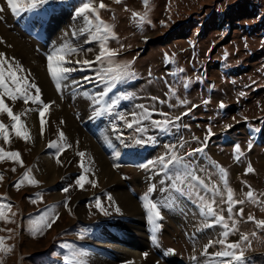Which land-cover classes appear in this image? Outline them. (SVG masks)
I'll return each mask as SVG.
<instances>
[{"label":"rangeland","instance_id":"rangeland-1","mask_svg":"<svg viewBox=\"0 0 264 264\" xmlns=\"http://www.w3.org/2000/svg\"><path fill=\"white\" fill-rule=\"evenodd\" d=\"M84 2L48 0L31 12L14 15L6 0H0L4 7L0 27L8 38L5 47H25V59L6 56L22 65L25 71L19 74L40 88L44 103L48 102L46 95H54L70 116L69 122L61 119L62 123L57 124L50 123L46 113L41 133V105L5 97L14 114L21 115L22 131L26 129L29 138L17 137L11 127L13 122L0 114V121L9 126L10 141L0 136V147L20 154L19 161L0 160V202L11 205L5 210V219L0 220V238L4 247L12 249L0 252L2 264H65V257H71L73 251L86 264H144L147 254L154 256L151 260L156 259L158 264H207L202 255L204 245L217 238L221 229L205 227L198 208L181 198L175 208L161 209L163 219L158 221L160 228L154 242L152 223L141 198L148 193L164 204L173 196L170 191H160L168 187L171 171L165 175L166 170L159 164L151 166L152 162L173 151L186 156L202 146L209 129L212 135L205 150L186 159L192 161V167L207 170L198 174L206 183L219 185L221 191L223 181L213 165L222 166L235 198L245 199L234 209L244 210L243 219L236 217L240 220L239 231L256 235H250V245H241L243 260H233L232 264H264V229L247 220L248 216L264 220V205L248 202L244 195L249 190L246 185L256 194H264V0H149L147 8L142 0H102L107 6L104 9L99 8L101 0H93L100 17L112 26L118 38L109 40L108 47L118 51V61L130 62L135 73L109 94L107 99L117 103L110 113L101 116L96 115L99 106L93 105L94 97L104 88L96 80L99 65L71 73L61 82L60 91L47 71V56L62 44L77 50L78 54L69 57L73 67H80L74 63L76 60L93 61L98 54L99 42L87 32L78 31L83 20L75 12ZM133 12H147L148 22L134 20ZM41 72L51 90L47 93L39 79ZM85 77L92 78L91 82ZM31 91L35 94V89ZM80 97L90 98L92 104H80L76 100ZM221 103L224 108H220ZM141 105L153 112V120H162L160 113H167L174 123L166 131L148 120L128 128L119 117L131 121L133 113L142 112ZM28 114L36 120L30 123ZM73 129L90 138L98 148L96 154L108 162L116 180L102 182L98 173L103 169L94 168L93 157L91 163L83 158L88 169L85 172L78 155L88 152L83 146L76 150V159L62 168L67 136L75 133ZM60 132L64 133L63 141ZM138 140L144 142L137 143ZM51 143L61 145L62 151L50 147ZM236 146L241 150L239 159ZM249 165L253 173H247ZM54 166L56 177L52 174ZM28 170L29 179L17 189L16 184ZM81 175H87L95 186L85 183L81 189L76 184ZM33 178L39 183L32 185L29 180ZM153 184L157 190L149 193ZM118 188L136 201L139 213L123 210L113 193ZM259 198L264 200V196ZM97 200L108 215L95 207ZM222 207L227 216V205ZM53 215L58 218L50 227H44L42 218L47 222ZM194 218L195 225L186 229V219ZM238 240L239 234L229 237V242ZM219 247L209 248V252ZM128 252L141 255V259L123 260Z\"/></svg>","mask_w":264,"mask_h":264},{"label":"snow or ice","instance_id":"snow-or-ice-1","mask_svg":"<svg viewBox=\"0 0 264 264\" xmlns=\"http://www.w3.org/2000/svg\"><path fill=\"white\" fill-rule=\"evenodd\" d=\"M116 3H120L121 0H115ZM7 7L14 15H19L21 12H31L38 7L48 3V0H6ZM145 8L149 5V0H142ZM107 6L102 2L99 4L100 9H104ZM127 10V9H126ZM4 11V7L0 6V12ZM75 15L83 20V26L78 29L80 32H87L92 36L94 41L99 42V52L93 61L87 59L80 61L76 60L74 63L80 67L70 66L73 61L69 57L78 54L77 50L67 44H62L56 47L46 58L47 60V71L54 81L55 86L58 91L62 90V81L67 80L71 73L77 70H84L85 68H93L94 65H99L95 69L97 75L96 80L104 84V88L94 97L93 105L96 107V115L101 116L105 113H110L112 108L115 106L117 101H109L107 98L109 94L118 86V84L123 83L127 79H130L135 73L131 69L130 62H120L116 59L118 56V51L108 47V41L111 39H118L112 29V26L107 24L102 20L99 15L97 7L94 5L93 0H86L82 3L75 12ZM133 19L137 20L139 23H145L147 21V12L144 14H139L133 12ZM25 70L22 65L15 61V58L9 60V58L4 53H0V114H6L8 118L13 122L11 127L15 131L17 137H22L25 139L29 138V133L24 128L21 121V115L14 114L12 107L5 102V97L10 98L12 101L17 99H22L25 104L29 101L35 104L41 105L39 109L40 115V126L41 133H43V128L45 124V114L49 111L50 104L44 103L41 97V90L35 84L32 83L26 75H20ZM86 81L91 82L92 78L85 77ZM73 83H79L74 81ZM32 89H35V94H32ZM87 95V93H85ZM186 103V102H181ZM142 112L140 114L133 113V119L128 121L124 116L119 117L121 120L125 121L128 128H132L135 125L140 124L144 120L150 121L154 127L160 130L166 131L174 121L169 118L167 113H160L164 119L153 120V112L145 108L143 105L140 106ZM223 103L220 104V108H224ZM187 114V113H185ZM179 120L180 117H176ZM8 125L0 121V136L6 142L9 141V135L7 132ZM229 127H231L229 125ZM139 130V129H138ZM212 135L209 129V135L206 136L205 141L202 146L195 148L188 152L186 156H180L175 151L171 155H166L158 158L157 161L152 162L151 166L159 164L162 169L166 170L165 175L171 171V176H169L168 187H161L162 192H172L173 196L165 199L164 204H160L158 200H153L151 196L146 193L141 199L143 202V207L145 208L148 219L152 223L153 236L152 239L156 241L155 233L159 230L160 224L158 221L163 219L161 214V209L175 208L180 202L181 198L189 200L193 203L199 210V215L204 218L205 227H219L221 229L219 236L213 240H209L207 244L204 245L202 255L206 259L207 264H216L219 260L220 264H232V261H242L244 258L242 244L250 245V235L255 236L256 233L251 234L240 232L239 223L240 220L236 217L243 219L244 210L241 207L238 212H234L237 205H243L245 199H236L234 190L228 185L226 179L227 173L222 166L213 165V167L218 168V174L223 181V191L220 190V186L217 184L206 183L203 178L198 174L202 170L199 168L192 167V161L187 160L186 157L195 156L197 153H201L207 147V139ZM60 137L64 139V133L60 132ZM137 143H143L144 141H136ZM50 147L57 148L58 151H62V146L57 143H51ZM237 153L236 158L239 159L241 150L239 146L235 147ZM81 157V167L85 168L83 163V158L85 157L84 152L78 153ZM16 159L20 160L19 152H6L3 147H0V160L4 159ZM22 163V162H21ZM179 166V167H177ZM175 169L174 171H172ZM15 171V169H13ZM88 169L85 168V172ZM31 170L24 173L23 178L16 184L17 189L25 183V180L29 179ZM254 169L249 165L247 168V173H253ZM2 179V175H0ZM29 182L32 185H36L39 182L34 178L30 179ZM85 183H92L95 186L94 181H89L87 175H81L76 184L79 185L81 189L84 188ZM249 190L244 194L247 201L257 205H264V200L260 199L259 196H264V194H256L251 186L246 185ZM156 185L150 186L149 193L156 192ZM65 192L68 191L67 188L64 189ZM217 197H219V205L217 204ZM111 199V197H109ZM34 203L36 201H33ZM227 205V216L223 215L224 208L222 205ZM11 205L0 202V220L5 219V210L10 209ZM95 207L100 209L104 215L109 213L104 209L102 202L97 200ZM119 212V208L116 209ZM53 215L47 222L42 223L44 227H50L51 222L57 219ZM248 221H252L256 224L258 228L264 229V220H256L253 216L247 217ZM36 222H34L35 224ZM34 231L39 230L34 228ZM239 234V240L236 242H229V237ZM219 245V250L215 252H209V248H214ZM11 248L4 247L3 238H0V252H11ZM174 251V250H172ZM193 259H196L195 257ZM2 264V261H0ZM65 264H86V262L77 254L75 251L72 252L71 257H65Z\"/></svg>","mask_w":264,"mask_h":264},{"label":"bare ground","instance_id":"bare-ground-1","mask_svg":"<svg viewBox=\"0 0 264 264\" xmlns=\"http://www.w3.org/2000/svg\"><path fill=\"white\" fill-rule=\"evenodd\" d=\"M4 30H5L4 28L0 27V33L3 35L1 37L4 38L3 39V38L0 37L2 39L0 41V53L7 54V56L10 55L11 57L17 55V56L22 57L23 59H25V55H24V51H23V50H25V47H23L21 44H18V45L21 46L23 49H21V48L20 49L19 48H17V49H10L9 47H5V44L8 41V38H7V34H6V32ZM12 39H13V37H12ZM3 40H4V42H3ZM16 51H18V52H16ZM38 75H39V77H40L39 79L42 82V85H43V87H44V89H45V91L47 93L50 90V87H49L47 81L45 80L46 75H44L43 72L39 73ZM44 99H45V97H44ZM46 100L48 101L47 103L50 104L49 111L47 112V114H49L48 116L50 118V123H53L55 121V122H57V124H61L62 123V120L61 119H63V121H65V123L66 122H69V120H70L69 117L70 116H69L67 110L62 107V103H60L59 101H57L56 100V97L54 95H51V94L50 95H46ZM76 100L80 104H82V105L84 103H86L88 105L92 104V100L90 98H86V99L82 100L81 97H80V98H77ZM86 107H90V106H86ZM86 107H83L84 115L87 114L86 113ZM87 111H89L88 108H87ZM27 117L30 119V121H31L30 123H32V122H34V120H36V118H34V115H32V114H28ZM69 125H73V124H69ZM58 126L59 125H57V127ZM73 131L75 132L74 134H71V132H70V135L67 136V138H68V147L63 151L64 155L62 156V161L64 162V165H63L62 168L63 169L66 168L68 162L73 161V160L76 159V153H75L76 150H78V148L80 150L81 147L83 146V148L86 147V151L88 150V152L85 151L86 152V155L84 157L85 161L87 163H91V160L90 159L93 157V160H94V168H96V169L102 168L103 169V172L98 173L99 174V177L101 178V181L104 182V183H106V182H110V180H116L118 177L114 174V172L112 173L111 168L109 169L108 162L106 160H104L103 158H101L99 154H96V152H98L97 151L98 148L96 146H94V144L90 140V138L87 137V135L84 132H82V131H80V133H77V131L74 130V129H73ZM94 149H95V151H94ZM56 169L57 168L55 166L52 169V172H53L52 174L54 175V177H56V175L54 174V172H56ZM113 193L117 196L118 202H120L122 204V208H123L124 211L126 210V212H128L129 214H133V215L136 214L137 212L139 213L138 204L136 203V201L134 202L133 198L128 194L127 191L125 192V190H123L121 188H118V191H115ZM117 199H116V201H117ZM195 223H196L195 218L193 220L186 219V222H185V226L187 227L186 229H189L190 230L191 227L193 225H195ZM210 230H211V228H210ZM206 235H210L211 236V234H209V233H207ZM120 240L122 242H125L124 241L125 240L124 238H120ZM128 253L125 255L126 258H123V260H126L128 257H130L132 260H134L133 258H136V257L138 259H141L140 258L141 255L140 254H139L140 255V257H139V256H136L134 252L133 253L132 252H128ZM144 257H145L144 259H146V260L143 261L144 264H146V263L147 264H153V262H154V264L157 263L156 259L151 260L154 257L151 254H147ZM150 260L152 261V263H150ZM98 264H103V263L102 262H99Z\"/></svg>","mask_w":264,"mask_h":264}]
</instances>
